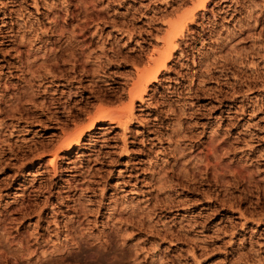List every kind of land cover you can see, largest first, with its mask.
<instances>
[{
  "label": "rangeland",
  "instance_id": "374dc122",
  "mask_svg": "<svg viewBox=\"0 0 264 264\" xmlns=\"http://www.w3.org/2000/svg\"><path fill=\"white\" fill-rule=\"evenodd\" d=\"M199 5L0 0V264H264V0Z\"/></svg>",
  "mask_w": 264,
  "mask_h": 264
},
{
  "label": "bare ground",
  "instance_id": "6f19581e",
  "mask_svg": "<svg viewBox=\"0 0 264 264\" xmlns=\"http://www.w3.org/2000/svg\"><path fill=\"white\" fill-rule=\"evenodd\" d=\"M209 1H210V0H200V5L197 7V9H205V8L207 7ZM86 7H87V6H86ZM197 9H196V10H197ZM196 15H197V12H196V11H194V12L192 11V12L188 15V17L185 18V20H184L183 22H175V21H174L175 23L172 22V24H170V32L167 34L168 37L164 39V43L167 44V51H165V52H163V53L161 52L160 55H159V56H160L159 59H157L158 57H156L155 62H156L157 64H159V62H161L160 64H162V66H166V62H164V61H165V59H166L167 57H169V56L171 55L172 50H173L174 47L176 46V44H175V39H176V37H178V36H180V35L183 34V32H184V28L187 26L188 22L193 21V20L195 19ZM55 17H56V16H55ZM57 18H58V17H57ZM57 18H55V19H57ZM55 19H54V20H55ZM57 21H58V20H57ZM57 21H56V22H57ZM57 23H58V22H57ZM54 51H55V50H54ZM156 52H157V51H156ZM164 56H166V57L164 58ZM163 58H164V59H163ZM152 59H154V58L152 57ZM30 61H31V60H30ZM152 62H154V61H152ZM47 63H48V62H47ZM57 63H58V62H57ZM163 63H164V64H163ZM53 65H54V64H53ZM31 66H32V65H31ZM52 68H53V67H52ZM155 68H156V66H155ZM159 68H160V67H159ZM159 68H158V69H159ZM32 69H33V68H32ZM149 69H150V68H149ZM149 69H148V70H149ZM151 69H152V68H151ZM161 69H162V68H161ZM148 70H147V71H148ZM28 71H29V70H28ZM147 71H146V72H147ZM149 71H150V70H149ZM151 71H152V70H151ZM151 71H150V72H151ZM152 72H153V74H152V73L149 74V75H150L149 79H148V77L143 79V77H142L143 75L139 77V81L137 82V84H138V85H137V89H135V90L133 91L134 93L131 92V93L133 94V96H132V100H131L132 103H133L134 100H136L135 97H136V98H139V97H140L141 101L143 100V99H142V98H143V93L146 91L147 88H146V89L143 88L144 90L142 89L143 84H144V83H142V80H145V79H146V80H145V81H147L146 83H149L148 81H151V79L156 78V76H157V74L160 72V70L157 71L158 73H157V72L154 73V70H153ZM144 73H145V72H144ZM147 73H148V72H147ZM141 74H142V73H141ZM141 74H140V75H141ZM151 74H152V75H151ZM149 75H147V76H149ZM144 77H146V76H144ZM139 87H141L142 90H141V89L139 90ZM5 89H6V88H5ZM132 94H131V95H132ZM130 99H131V98H130ZM8 107H9V106H8ZM10 107H11V106H10ZM23 108H24V107H23ZM128 108L130 109L129 111H130V113H131V109H132V107H131V108L128 107ZM20 110H21V109H20ZM67 110H68V109H67ZM0 111H2V110H0ZM12 111H13V109H12ZM72 111H73V110H72ZM4 112H5V111H4ZM6 112H7V111H6ZM6 112H5V113H6ZM0 113H1V112H0ZM2 113H3V111H2ZM104 114H105V113H104ZM109 114H110V113H108V114H106V115H101V116H99L98 118H96V120H94V122H93L92 125L90 126V130H93V128H95L96 125L99 124V122H100L101 120H103V119H105V118L107 119V118L109 117ZM128 114H129V113H128ZM107 115H108V116H107ZM110 115L112 116V115H115V114L112 112V114H110ZM122 115H123V114H122ZM129 115H131V114H129ZM111 116H110V117H111ZM116 116H117V115H116ZM116 116H113L114 119H115ZM113 117H111L110 119L112 120ZM119 117H120V116H117V118H119ZM128 118H129V117H128ZM108 119H109V118H108ZM119 121H120V119H119ZM119 124H120V123H119ZM5 127H6V126H5ZM84 131H85V130H84V129H81V128H79L77 131L74 130V134L72 133L73 136H71L70 138L67 136V137H68L67 139H65V140L63 139L62 141H64V142H60V143H61L60 146L62 145V143H63L62 147L70 146L71 144H73V143H75V142L79 143V142L81 141V137H82V135L84 134ZM75 144H76V143H75ZM56 151H57V152H56L55 154L57 155V153H58L59 151H58V149H57ZM60 152H61V151H60ZM80 203H81V202H80ZM100 203H101V201H100ZM78 205H79V204H78ZM80 205H81V204H80ZM83 205H84V204H83ZM101 205H102V204H101ZM99 206H100V205H99ZM99 206H98V207H99ZM68 207H69V205H68ZM85 207H88V206H85ZM85 207H84V208H83L82 206L80 207V208H82V209H81V212H76L77 210H75V212L77 213L76 218H77L78 220H77V219H76V220H77L78 223H80V222L82 221V220H80V218L82 217V214L85 216V213H86V212H85ZM90 207H91V206H90ZM115 207H116V206H115ZM115 207H114V208L111 207V208L115 210ZM80 208H79V209H80ZM118 208H119V207H118ZM118 208H117V209H118ZM72 209H73V208H72ZM75 209H76V208H75ZM77 209H78V208H77ZM79 209H78V210H79ZM86 209H87V208H86ZM91 209H92V208H91ZM91 209H90V210H91ZM119 209H121V208H119ZM87 210H89V207H88ZM87 210H86V211H87ZM90 210H89V211H90ZM92 210H93V209H92ZM92 210H91V211H92ZM96 210H97V209H96ZM96 210L94 209V211H96ZM67 211H68V210H67ZM79 211H80V210H79ZM89 211H87L88 214H89ZM94 211H92L93 214H94ZM119 211H121V210H118V212H119ZM136 211H137V210H135L134 212L132 211L131 214H133V215L129 214V215H131V216H134V215H135V217H133V218H134L133 221L135 220L136 217H137V218L139 217V216L136 215V213H135ZM97 212H98V211H97ZM97 212H96V213H97ZM122 212H123V211H122ZM122 212H121V213H122ZM90 213H91V212H90ZM96 213L94 214V217L96 216ZM99 213H100V211H99ZM116 213H117V212H116ZM123 213H129V212H123ZM134 213H135V214H134ZM143 213H144V212H143ZM51 214H52V213H51ZM55 214H56V213H55ZM93 214L91 213L90 215L93 216ZM145 214H146V213H145ZM74 215H75V214H74ZM86 215H87V214H86ZM90 215H89V216H90ZM97 215L99 216L100 214H97ZM110 215H114V214H110ZM115 215H116V214H115ZM140 215L143 216L142 213H141ZM147 215H149V214H147ZM56 216H57V215H56ZM84 216H83V217H84ZM87 216H88V215H87ZM89 216H88V217H89ZM92 216H90V217H92ZM85 217H86V216H85ZM88 217H86V219H88ZM119 217H120V219H119ZM119 217L116 218V216H115L114 218H116L115 220H118V219H119V221H121L122 219H124V220H122V221H124V222L126 221L125 218H123V217L121 218V216H119ZM127 217H128V216H127ZM70 218H74V217H70ZM70 218H69L70 221L68 220L69 223L67 222L68 224L71 223V219H70ZM110 218H112V216H110ZM137 218H136V219H137ZM84 219H85V218H84ZM86 219H85V220H86ZM95 219H97V218L95 217ZM138 219H141V218H138ZM41 220H42V219H41ZM85 220H83V221H85ZM89 220H90V219H89ZM89 220H88V221H89ZM106 220H107V219H106ZM108 220H109V219H108ZM110 220H111V219H110ZM129 220H131V219L129 218ZM144 220H145V219H144ZM37 221H38V220H37ZM39 221H40V220H39ZM55 221H57V220H55ZM94 221H95V220H94ZM113 221H114V220H112V222H113ZM119 221H118V222H119ZM91 222H92V221L90 220L89 225H90ZM108 222H109V221H108ZM112 222H111V223H112ZM114 222H115V221H114ZM114 222H113V224H114ZM124 222H123V223H124ZM129 222L131 223L132 220L129 221ZM129 222L127 221L126 223L128 224ZM56 223H58V222H55V224H56ZM95 223H96V222H95ZM95 223L93 222L92 225H94ZM142 223H143V222H142ZM38 224H40V223L38 222ZM80 224H81V223H80ZM82 224H83V223H82ZM85 224H86V223H85ZM87 224H88V223H87ZM87 224H86V226H87ZM105 224H106V223H105ZM113 224H112V225H113ZM119 224H120V223H119ZM121 224H122V223H121ZM127 224H126V225H127ZM72 225L74 226L75 224H74V223L71 224V228L73 227ZM83 225H84V224H83ZM106 225L108 226V224H106ZM112 225H111V226H112ZM115 225H117V222L115 223ZM139 225H140V224H139ZM142 225H144V223H143ZM38 226H39V225H38ZM57 226H58V224H57ZM69 226H70V225H69ZM77 226H79V225H77ZM111 226H110V227H111ZM113 226H114V225H113ZM113 226H112L111 229L114 230ZM120 226H121V225H120ZM120 226H119V227H120ZM127 226H128V225H127ZM127 226H126V227H127ZM136 226H137V225H136ZM136 226H135V227H136ZM81 227H82V226H81ZM84 227H85V226H84ZM114 227L117 228L118 225H117V226H114ZM48 228H49V227H48ZM69 228H70V227H69ZM107 228H108V227H107ZM127 228H128V227H127ZM57 229H59V226H58ZM67 229H68V228H67ZM72 229H73V230H71V232H75V231H74L75 228L73 227ZM86 229H87V228H85V230H86ZM89 229H90V228H89ZM108 229H109V228H108ZM108 229H107V230H108ZM124 229H125V228H124ZM53 230H54V229H53ZM81 230H83V229H81ZM105 230H106V229H105ZM107 230H106V231H107ZM113 230H112V231H113ZM129 230H130V229H128L127 231L129 232ZM68 231H69V230H68ZM68 231H67V232H68ZM83 231H84V230H83ZM109 231H110V230H109ZM124 231H125V230H124ZM54 232H55V231H54ZM69 232H70V231H69ZM80 232H81V231H80ZM113 232H114V231H113ZM113 232H111L112 234H110L111 236H109V239L112 237V235H114ZM115 232H116V229H115ZM118 232H119V231H118ZM121 232H122V231H121ZM125 232H126V231H125ZM125 232H124V233H125ZM59 233H60V232H59ZM75 233H76V234H80L79 231H78V233H77V232H75ZM81 233H85V231H84V232H81ZM86 233H88V232H86ZM103 233H104V232H103ZM107 233H108V232H107ZM109 233H110V232H109ZM9 234H10V233H9ZM67 234H68V233H67ZM76 234H74V235H76ZM88 234H90V233H88ZM116 234H117V235H121V234H118V233H116ZM116 234H115L114 237H113L114 239L116 238V237H115ZM127 234H130V232L127 233ZM127 234L125 233V235H127ZM74 235H73V236H74ZM82 235H83V234H82ZM91 235H93V233H91ZM91 235H89V236H91ZM102 235H103V234H102ZM104 235H107V234H104ZM108 235H109V234H108ZM108 235H107V236H108ZM122 235H123V234H122ZM122 235L120 236V238H123ZM67 236H68V235H67ZM73 236H72V238L74 239ZM77 236H78V235H77ZM77 236H76V238H77ZM83 236H84V235H83ZM83 236H82V237H83ZM89 236L87 237V239H89ZM95 236H97V235H95ZM129 236H130V235H127V239H128V238H129V239H132V238L129 237ZM23 237H24V236H23ZM69 237H70V236H69ZM69 237H68V238H69ZM78 237H79V236H78ZM91 237H94V235L91 236ZM104 237H105V236H104ZM118 237H119V236H118ZM118 237H117V239H119ZM72 238H71V240H72ZM84 238H85V236H84ZM106 238H107V237H106ZM124 238H125V237H124ZM124 238H123V239H124ZM77 239H78V238H77ZM79 239H80V237H79ZM123 239H122V240H123ZM127 239H124V240H123V243H124L125 240L127 241ZM23 240H24V239H23ZM23 240H21V241H23ZM74 240H75V239H74ZM81 240L84 242L85 239H84V240H83V238L80 239V242H82ZM122 240H120V241H122ZM132 240H133V239H132ZM21 241H20V242H21ZM89 241H90V240H89ZM100 241H101V240H100ZM73 242H74V241H73ZM78 242H79V241H78ZM78 242H76V243H78ZM117 242H118V241H117ZM127 242H128V241H127ZM28 243H29V242H28ZM62 243H63V242H62ZM86 243H88V242H86ZM109 243H110V242H109ZM38 244H39V243H38ZM104 244H105V243H104ZM121 244H122V242H121ZM130 244H131V243H130ZM61 245H62V244H61ZM79 245H81V244H79ZM124 245H126V244H124ZM127 245H128V244H127ZM24 246H25V245H24ZM66 246H68V245L66 244ZM25 247H26V246H25ZM25 247H24V248H25ZM29 247H30V246H29ZM78 247H79V246H78ZM30 248H31V247H30ZM36 248H37V246H36ZM64 248H65V247H64ZM66 248H67V247H66ZM107 248H108V246H107ZM54 249H55V248H54ZM60 249H61V248H60ZM130 249H131V247H130ZM137 249H139V248H136V250L134 249V251H139V250H137ZM56 250H58V247H57ZM131 250H132V249H131ZM26 252H27V251H26ZM130 252H131V251H130ZM132 252H133V250H132ZM29 253H31V252H29ZM98 254H99V253H98ZM103 256H104V255H103ZM99 257H101V256H99ZM105 257H106V256H105ZM105 257H104V258H105ZM7 258H8V257H7ZM102 258H103V257H102ZM1 259H2V258H1Z\"/></svg>",
  "mask_w": 264,
  "mask_h": 264
}]
</instances>
